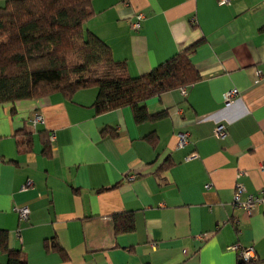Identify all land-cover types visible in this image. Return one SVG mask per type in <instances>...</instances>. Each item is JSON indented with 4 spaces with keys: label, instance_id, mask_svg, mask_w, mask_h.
Listing matches in <instances>:
<instances>
[{
    "label": "crops",
    "instance_id": "obj_1",
    "mask_svg": "<svg viewBox=\"0 0 264 264\" xmlns=\"http://www.w3.org/2000/svg\"><path fill=\"white\" fill-rule=\"evenodd\" d=\"M90 11L84 32L131 77L197 43L190 57L200 78L146 100L149 113L165 115L143 122L127 106L98 112L96 87L0 104L9 246L25 264H246L232 247L240 244L255 249L249 264H264V203L246 213L232 201L236 184L241 199L264 186V0H92ZM231 88L239 94L225 105ZM218 123L223 139L213 134ZM127 212L133 229L117 232L115 218Z\"/></svg>",
    "mask_w": 264,
    "mask_h": 264
},
{
    "label": "trees",
    "instance_id": "obj_2",
    "mask_svg": "<svg viewBox=\"0 0 264 264\" xmlns=\"http://www.w3.org/2000/svg\"><path fill=\"white\" fill-rule=\"evenodd\" d=\"M92 0H3L0 2V104L59 93L70 99L79 89H98V112L127 106L135 122L160 119L165 111L149 113L144 102L163 92L184 88L200 78L190 54L196 44L172 55L147 73L131 77L125 61L114 60L109 46L83 30ZM71 53L74 61H69ZM42 153L49 155L48 133L41 132ZM147 140L154 142L155 135ZM31 138L25 140L29 144ZM133 229L127 212L115 218L117 232ZM46 247L50 244L45 243ZM63 259L67 255L56 243ZM0 264H25L21 250L8 244L0 228Z\"/></svg>",
    "mask_w": 264,
    "mask_h": 264
},
{
    "label": "built area",
    "instance_id": "obj_3",
    "mask_svg": "<svg viewBox=\"0 0 264 264\" xmlns=\"http://www.w3.org/2000/svg\"><path fill=\"white\" fill-rule=\"evenodd\" d=\"M231 0H218L219 4H229ZM141 14H138V20H140ZM136 26V25H135ZM182 92H185V88H181ZM238 91L235 88H231L223 93V103L225 105H228L231 103V101L238 96ZM41 115L35 114L32 122L33 124L41 121ZM213 134L216 138L223 139L227 136L228 130L227 127L222 124L218 123L213 129ZM54 135L50 134V138H53ZM185 142V135L179 134V145L183 144ZM197 157V153L192 152L188 155V159ZM262 168L264 169V165H262ZM135 176L128 175V180H133ZM205 187H208V185H205ZM244 192V186L241 184H236L234 188V194H233V204L234 206H237L244 210L246 213H250L254 206L259 203H264V186H262L257 194H247L244 199H241V195ZM17 212L19 215V218L21 220H26L28 218L29 210L26 207L17 208ZM198 238L204 239L205 234L197 235ZM234 249L237 250L238 258L246 263L249 264L251 262H254L256 259V252L255 249L252 246H242L240 244H234L232 246Z\"/></svg>",
    "mask_w": 264,
    "mask_h": 264
},
{
    "label": "rangeland",
    "instance_id": "obj_4",
    "mask_svg": "<svg viewBox=\"0 0 264 264\" xmlns=\"http://www.w3.org/2000/svg\"><path fill=\"white\" fill-rule=\"evenodd\" d=\"M0 2L2 3L3 2V0H0ZM68 56H69V61L72 63L73 61H74V58H73V56H72V54L71 53H69L68 54Z\"/></svg>",
    "mask_w": 264,
    "mask_h": 264
},
{
    "label": "water",
    "instance_id": "obj_5",
    "mask_svg": "<svg viewBox=\"0 0 264 264\" xmlns=\"http://www.w3.org/2000/svg\"><path fill=\"white\" fill-rule=\"evenodd\" d=\"M239 262H240V263H242V261H241V260H239Z\"/></svg>",
    "mask_w": 264,
    "mask_h": 264
}]
</instances>
